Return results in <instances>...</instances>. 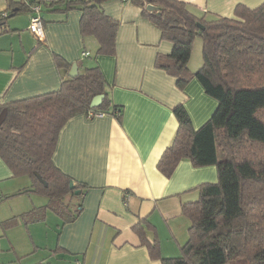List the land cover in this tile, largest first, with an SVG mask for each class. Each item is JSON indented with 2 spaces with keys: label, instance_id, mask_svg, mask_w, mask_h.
I'll list each match as a JSON object with an SVG mask.
<instances>
[{
  "label": "crops",
  "instance_id": "obj_1",
  "mask_svg": "<svg viewBox=\"0 0 264 264\" xmlns=\"http://www.w3.org/2000/svg\"><path fill=\"white\" fill-rule=\"evenodd\" d=\"M179 1L207 20L233 17L237 4L254 8L264 2ZM7 5L0 0V13ZM101 9L117 22L112 55L97 54V40L81 35L79 9L44 10L42 41L28 31L27 11L8 13L0 29V107L57 90L75 64L77 74L97 66L109 105L121 108L119 118L77 114L58 133L53 164L73 183L86 186L82 208L71 222L48 208L39 221L24 220L22 214L46 206L48 199L32 191L27 177H13L0 158V260L7 264H161L160 257L179 256L188 240L182 204L197 200L200 184L217 181L214 165L194 167L181 160L169 177L157 169L177 128L173 108L183 105L197 129L213 116L217 101L196 79L179 89L155 66L157 55H168L172 44L140 7L108 0ZM56 57L69 65L67 73ZM191 63L193 72L198 66ZM65 203L73 210L79 200L67 197ZM142 239L156 241L154 255Z\"/></svg>",
  "mask_w": 264,
  "mask_h": 264
},
{
  "label": "trees",
  "instance_id": "obj_2",
  "mask_svg": "<svg viewBox=\"0 0 264 264\" xmlns=\"http://www.w3.org/2000/svg\"><path fill=\"white\" fill-rule=\"evenodd\" d=\"M105 1L21 0L15 6L8 0L6 13H0V29L14 9L31 14V5H37L43 23L46 9L63 13L79 9L81 35L97 40V54L112 55L117 22L101 9ZM128 1L140 7L172 44L168 55H157L155 66L172 76L179 89L196 79L218 104L197 129L183 105L173 108L177 128L157 169L169 177L181 160L194 167L214 165L217 181L200 184L197 200L182 204L181 212L189 220L188 240L179 256L160 257V263L264 264V2L254 8L237 4L233 17L207 20L179 0ZM148 5L156 10H147ZM196 36L201 39L202 64L192 72L188 63ZM55 61L68 72L69 65L60 57ZM96 95L103 98L92 108ZM106 96L104 78L94 66L65 78L55 91L0 107L6 111L0 126V158L13 177H27L32 191L48 199L46 206L22 214L24 220H41L47 208L63 222L76 218L86 186L74 183V190L81 191L75 197L69 189L72 180L55 167L52 156L59 131L73 116L92 112L120 117L121 108L110 106ZM67 197L79 200L73 210L65 203ZM146 245L151 255L157 252L156 241Z\"/></svg>",
  "mask_w": 264,
  "mask_h": 264
},
{
  "label": "built area",
  "instance_id": "obj_3",
  "mask_svg": "<svg viewBox=\"0 0 264 264\" xmlns=\"http://www.w3.org/2000/svg\"><path fill=\"white\" fill-rule=\"evenodd\" d=\"M32 13L29 17L28 31L38 40L42 41L44 39V24L39 14V7L37 5H31ZM82 55H88L87 52H83ZM100 113L90 112L87 117L99 116Z\"/></svg>",
  "mask_w": 264,
  "mask_h": 264
},
{
  "label": "water",
  "instance_id": "obj_4",
  "mask_svg": "<svg viewBox=\"0 0 264 264\" xmlns=\"http://www.w3.org/2000/svg\"><path fill=\"white\" fill-rule=\"evenodd\" d=\"M147 10L149 11H154L156 10V7L154 6H151V5H148L146 7ZM77 74V66L75 64H73L68 72V76L71 78V77H74L75 75ZM102 98H103V95H96L95 97H93V99L91 100V103H90V107L92 108H96L99 106V104L101 103L102 101ZM5 114H6V111L5 109H2L0 111V126L1 124L3 123L4 119H5ZM36 177L38 178L39 181H41V183L46 186V183L40 178L39 175L36 174ZM74 183L71 181L69 182V189L71 190H74ZM81 193L80 190H74V195H79Z\"/></svg>",
  "mask_w": 264,
  "mask_h": 264
},
{
  "label": "rangeland",
  "instance_id": "obj_5",
  "mask_svg": "<svg viewBox=\"0 0 264 264\" xmlns=\"http://www.w3.org/2000/svg\"><path fill=\"white\" fill-rule=\"evenodd\" d=\"M200 40L201 39H200L199 36H196L194 38V40L192 42V49H191V56H190L191 61H193L194 63L196 62V66H198L197 69L202 64V60H201V49L198 47V43H199ZM194 63H191V65H193ZM221 154L224 156V154L222 152H221ZM44 199H45L44 201L46 202L47 201L46 198H44ZM0 264H7V261L6 262L5 261H1Z\"/></svg>",
  "mask_w": 264,
  "mask_h": 264
}]
</instances>
